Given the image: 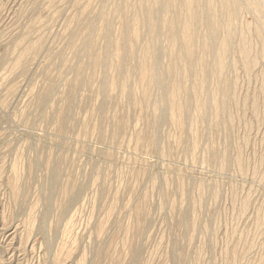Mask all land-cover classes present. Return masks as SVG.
Instances as JSON below:
<instances>
[{"label":"rangeland","instance_id":"obj_1","mask_svg":"<svg viewBox=\"0 0 264 264\" xmlns=\"http://www.w3.org/2000/svg\"><path fill=\"white\" fill-rule=\"evenodd\" d=\"M187 4L0 0V264H264V11Z\"/></svg>","mask_w":264,"mask_h":264},{"label":"bare ground","instance_id":"obj_2","mask_svg":"<svg viewBox=\"0 0 264 264\" xmlns=\"http://www.w3.org/2000/svg\"><path fill=\"white\" fill-rule=\"evenodd\" d=\"M169 1V0H168ZM182 1V0H181ZM198 1V0H197ZM202 1V0H201ZM213 1V0H212ZM142 1H140V3H141ZM164 2V1H163ZM162 2V3H163ZM165 2H166V0H165ZM203 2H205L206 3V1H203ZM202 2V3H203ZM243 2H244V4H249V6H254L255 7V9L256 10H254L253 9V11H255V12H257L258 13V16H260V15H263V11H264V8H263V6H261V2H259V0H224V5L223 6H225L224 8H226V13H230V11L232 10H234V8H235V11H236V9L239 7V9H240V7L241 6H243ZM9 3V2H8ZM39 3H40V1H39ZM139 3V2H138ZM145 3V2H144ZM185 3V2H184ZM187 7H188V5L189 6H191L192 5V0H187ZM205 3H204V7L202 8V5H201V8H202V10L200 11V12H196V11H190L191 13H190V17H188V22L187 23H190L191 25L192 24H199V22H205V27H206V30H207V33H206V36H205V45L207 46V47H212V48H215L214 50H216V55H217V58L219 57V60H218V63H219V65H220V68H222V66H224L223 64H225L224 63V59H223V57H224V55H228L227 53L230 51L229 50V44H228V42L227 41H223L222 40V43H218V31H219V27L220 26H218V24L216 23V22H214V21H212L211 20V17H212V15H211V13H212V11H211V6L208 4V3H206L207 4V6L205 7ZM164 4H167V3H164ZM163 4V5H164ZM246 4V5H247ZM37 5H39V4H37ZM196 5V4H195ZM3 6V5H2ZM145 6V5H144ZM168 5H166V7H167ZM248 6V5H247ZM6 8V7H5ZM39 8V7H38ZM190 9V8H189ZM252 9V8H251ZM238 11V10H237ZM39 12V11H38ZM153 12V11H152ZM254 12V13H255ZM153 13H155V12H153ZM236 13V12H235ZM29 14V13H28ZM154 14H152V16H153ZM158 15V14H157ZM202 15H204L205 16V19H202ZM230 15V14H229ZM201 16V17H200ZM36 17V16H35ZM153 18V17H152ZM152 18H151V20H152ZM155 18H157V17H155ZM155 18H153L154 20H155ZM34 18H32V20H33ZM154 20H152V21H154ZM16 25V24H15ZM150 28L152 29V30H155V24H153L152 22L150 23ZM28 30V29H27ZM12 32V31H11ZM260 33V35H262V33H261V31L259 32ZM19 34V33H18ZM9 35V34H8ZM20 35V34H19ZM7 36V35H6ZM4 37V36H3ZM6 38V37H5ZM4 38V39H5ZM17 38V37H16ZM3 39V40H4ZM9 39V38H8ZM22 39H23V37H22ZM29 39V38H28ZM2 40V39H1ZM27 40V39H26ZM16 41V40H15ZM10 42V41H9ZM25 43V42H24ZM23 44V43H22ZM193 44H194V42H189L188 43V52L189 53H191L192 54V52H191V48H192V46H193ZM6 46V45H5ZM30 46V45H29ZM28 50V49H27ZM212 51H213V49H212ZM5 54H6V52H5ZM7 56V55H6ZM2 59H3V57H2ZM12 61V60H11ZM5 63V61H2V63ZM1 63V64H2ZM3 63V64H4ZM154 74V73H153ZM153 81H155V76L153 75ZM64 214V213H63ZM72 220V219H71ZM6 228V227H5ZM14 233V232H13ZM64 236V235H63ZM69 237V236H68ZM26 238V237H25ZM13 241V240H12ZM14 243V242H13ZM34 250V249H33ZM18 262V261H17ZM61 263V262H60ZM73 264V263H72Z\"/></svg>","mask_w":264,"mask_h":264}]
</instances>
